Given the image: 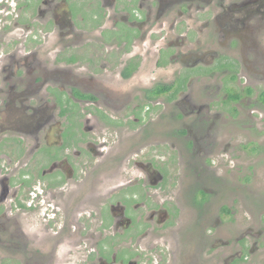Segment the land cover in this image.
I'll list each match as a JSON object with an SVG mask.
<instances>
[{"label": "flooded vegetation", "instance_id": "obj_1", "mask_svg": "<svg viewBox=\"0 0 264 264\" xmlns=\"http://www.w3.org/2000/svg\"><path fill=\"white\" fill-rule=\"evenodd\" d=\"M73 1L0 0V260L256 264L264 189L245 193L252 220L233 234L226 218L245 212L223 182L232 160L242 182L264 167V0H84L88 24ZM167 145L184 156L179 185L152 160Z\"/></svg>", "mask_w": 264, "mask_h": 264}, {"label": "rangeland", "instance_id": "obj_2", "mask_svg": "<svg viewBox=\"0 0 264 264\" xmlns=\"http://www.w3.org/2000/svg\"><path fill=\"white\" fill-rule=\"evenodd\" d=\"M83 1L84 0H74L72 3V7L74 10L79 11V14L84 15V20L82 21V23L88 24L91 22L90 18L87 16L88 13H86L85 8L83 6ZM194 13V8L189 11L185 16H193ZM2 16L0 15V18ZM7 25H8V29L6 30V33L8 35V37L14 36L18 33H20V30L16 29L15 26H13L12 24V18H7ZM75 23L79 22L78 19H73ZM6 24L5 21L1 20L0 22V32H2L3 30V26L2 24ZM203 22H200V24H202ZM202 31V39L203 40H207L209 38V34H210V28L208 27H201ZM107 35H111L112 32H107ZM154 38V37H152ZM148 39L144 40V42H141V47H143L144 49L149 48L151 51V56L152 58H154L155 62L157 59V54L155 53V47L154 46V39ZM150 42V43H149ZM207 45V44H206ZM206 45L203 47L205 48ZM130 51L137 53L138 48H131ZM155 64H151V68H150V73L149 75H159L162 73V71H164V69H166L167 71V77L168 79H170L171 76V72H170V64H165L163 63L161 65V68L159 67H155ZM184 72V71H183ZM149 75H144L141 77V79H145L147 76ZM196 75L198 76V82H200L201 84H203L204 82H206V79L202 78L200 73H196ZM264 89V82L258 85V89L257 91L254 92L253 95H258V92L260 90ZM213 100H216V96H214L213 98H207L206 102H212ZM258 114H260L261 116L259 117L261 124L259 128V132L261 133V136L257 137V139H259V143L258 145L261 146V153L264 154V105L260 106L258 111ZM243 119L247 118L249 115L248 114H242ZM229 128H226V133H228ZM234 133V129L232 130ZM235 141V139H233ZM250 145H247V148L249 149ZM164 153L163 155H161V157H158L156 155V152L154 150V148L152 149V160L154 162V164H156L158 167H160L162 170H164L167 173V178H172L175 179V182L177 183V185H179V181L180 179H182V169L180 168V163L181 161L184 159V156L182 154H177V152L175 150L172 149V147L170 145H167L164 149ZM157 156L160 160H157L154 156ZM260 157H262V159L264 160V155L258 154ZM221 157V153L217 154L215 156L216 161L220 160ZM232 154H226V156L224 157L223 161L225 159H231ZM259 157L255 156L253 158H247V163H253L255 161H257ZM165 162V163H162ZM231 167L234 169V171H230L231 176L233 177L232 180H228L227 182H223L225 184V187H223L224 190L227 191V196H225L223 199H225L228 202V207L231 208L232 211L240 209V206L242 207V209L244 210V216L243 219L237 220V215H234L231 217L234 220H232L230 217H227V226L231 229L233 234H239L244 228L245 226L252 220V214L249 211L248 207H251L252 204L247 205L246 203L249 201V196L247 194H245L246 192L248 193H252L255 194L259 189L263 188L264 189V167L260 168V171H253L254 174L252 175L251 179L248 182H242V177L244 176V172L239 170V168H237V163L232 160L231 162ZM225 169L224 165H220L217 168V173L218 175H215L216 178L220 179V181L222 182L224 179H221L220 176H222V172ZM105 172V169H104ZM236 172V173H235ZM247 174H249L250 171H246ZM104 174L106 176V179L104 177ZM102 176V187H101V191H103V194L106 196H108L107 192L108 190H112L113 186H112V181L110 180V175L108 173H104ZM122 177V175L120 176V178ZM177 177V178H176ZM196 177V176H194ZM231 177V178H232ZM230 178V179H231ZM243 184V185H242ZM38 185H40L38 183ZM255 200L257 201V203H260L259 198L255 197ZM221 203L218 200V198H216V203H215V210H216V214L218 213V206H220ZM257 213V212H255ZM238 219H239V214H238ZM232 221V222H231ZM104 232H107V229L105 228ZM247 240L250 242L251 238L247 237ZM5 244L0 245V250L2 253L8 254L11 253V250H9V248L5 247ZM28 249V248H27ZM15 254V252H14ZM26 256L22 255L20 257V260H26L29 259V253H25ZM18 257V256H17ZM250 258H254V261L256 262V264H264V249L262 248H258L256 250V252H254L252 254V256ZM80 259L78 257H68L67 258H58L54 261V263L56 264H76L77 260ZM19 260H14V259H2L0 260V263L2 264H20L19 262H21ZM21 264H25V262H21Z\"/></svg>", "mask_w": 264, "mask_h": 264}]
</instances>
